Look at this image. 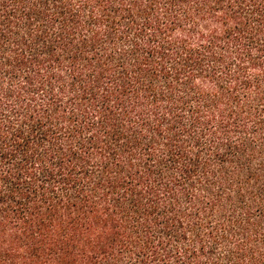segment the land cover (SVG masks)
I'll list each match as a JSON object with an SVG mask.
<instances>
[{"label":"trees","instance_id":"16d2710c","mask_svg":"<svg viewBox=\"0 0 264 264\" xmlns=\"http://www.w3.org/2000/svg\"><path fill=\"white\" fill-rule=\"evenodd\" d=\"M0 264H264V0H0Z\"/></svg>","mask_w":264,"mask_h":264},{"label":"rangeland","instance_id":"374dc122","mask_svg":"<svg viewBox=\"0 0 264 264\" xmlns=\"http://www.w3.org/2000/svg\"><path fill=\"white\" fill-rule=\"evenodd\" d=\"M235 47H236V45L232 44V51L235 50ZM235 68H237V64H236ZM225 79L229 80L227 75H225ZM187 115H189V113Z\"/></svg>","mask_w":264,"mask_h":264}]
</instances>
